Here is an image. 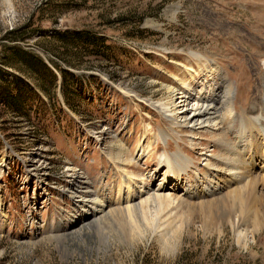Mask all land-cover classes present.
<instances>
[{
    "label": "rangeland",
    "instance_id": "obj_1",
    "mask_svg": "<svg viewBox=\"0 0 264 264\" xmlns=\"http://www.w3.org/2000/svg\"><path fill=\"white\" fill-rule=\"evenodd\" d=\"M76 31L108 48L92 52L73 41ZM204 59L245 108L264 75V0H0V264H264V234H248L244 247L225 204L231 125L192 135L157 107L175 94L166 92L175 78L187 92L188 69L202 89L220 81L201 71ZM119 145L129 151L122 176L153 179L154 192L164 180L159 157L183 158L182 180L164 185L180 203L169 212L181 225L176 239L154 225L130 242L111 225L107 244L87 228L81 237L56 229L83 211L69 187L117 186L107 156Z\"/></svg>",
    "mask_w": 264,
    "mask_h": 264
},
{
    "label": "bare ground",
    "instance_id": "obj_2",
    "mask_svg": "<svg viewBox=\"0 0 264 264\" xmlns=\"http://www.w3.org/2000/svg\"><path fill=\"white\" fill-rule=\"evenodd\" d=\"M199 63L203 65L201 71L214 74L213 78H219L220 81L210 85L208 89H202L203 86L198 87L200 81L188 69L190 85L186 88L187 92L182 93L183 89H176L184 86L186 79L175 78V86L166 88L168 94H175L167 102L157 103V107L167 114L165 118L173 121L174 125L185 124L192 135L194 130H210L216 126L231 125L233 128L232 135L237 140V146L226 152L227 158L225 157L221 164L227 174H224L227 177L224 182L228 189L224 195L227 205L225 206L230 209L229 216L237 219V241L247 248L248 234H251V239H254L256 234H264V75L260 79L256 97L239 112L234 105L231 86L225 76H219L218 67L205 59ZM176 100L183 106L176 105ZM229 136L225 134L223 138L227 139ZM147 147L138 146V154L141 157L148 155ZM128 156L129 151L125 145L113 147L107 156L117 176L116 187L107 189L108 185L100 181L98 189L90 190V187H87L86 191L78 192L74 185L68 186V191L76 198L75 205L83 211L79 213V218H71L73 220L70 219V222L58 221L57 230L68 232L67 235L64 234L66 236L81 237L82 229L87 228L86 231L101 235V243L107 244L109 235L104 232L105 229L109 230L111 225L121 226L123 231L119 234V240L129 242L132 235L146 231L145 225H154L155 231L161 230L160 237L176 239L181 225L170 221L169 212L174 204L179 206L180 203L175 196L166 193L164 185L182 180V172L186 167L185 163L180 165L183 158L178 153H163L159 157V171H165L164 180L154 192L149 190V183L153 179L137 180L136 174L126 179L122 176ZM114 182L115 179L109 185ZM122 192H125V199H122ZM138 192L139 195L142 194V199L136 204L133 201ZM113 193L119 201L117 205L112 202ZM122 200L125 201L126 208L120 205ZM51 229L54 230L55 227Z\"/></svg>",
    "mask_w": 264,
    "mask_h": 264
},
{
    "label": "trees",
    "instance_id": "obj_3",
    "mask_svg": "<svg viewBox=\"0 0 264 264\" xmlns=\"http://www.w3.org/2000/svg\"><path fill=\"white\" fill-rule=\"evenodd\" d=\"M10 34H13V32H10ZM70 35H71V37H72L74 42L81 41L82 45L84 47H86V48H89L92 52H95L96 50H99L102 46H103V48H108L107 45H105V40L102 39V38L95 39L92 35H89L87 33H82V32H79V31L73 32ZM38 62H39L38 63L39 66H40V68L42 70H49L48 67L45 65V63L42 60H38ZM52 65L60 74H62V75L66 74L56 64H52ZM36 82H38V81H36ZM38 86H39V83H38ZM15 90H18V88H16ZM40 90H43L41 85H40ZM61 90L63 91V82H62ZM0 92H2V91L0 90ZM0 103H2V101Z\"/></svg>",
    "mask_w": 264,
    "mask_h": 264
}]
</instances>
